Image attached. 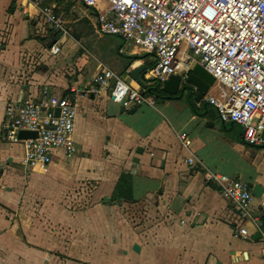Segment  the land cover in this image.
<instances>
[{"label":"crops","instance_id":"0c3cea01","mask_svg":"<svg viewBox=\"0 0 264 264\" xmlns=\"http://www.w3.org/2000/svg\"><path fill=\"white\" fill-rule=\"evenodd\" d=\"M48 4L65 30L49 28L27 0H0V264H263L258 231L205 173L261 185L251 210L264 221V143L245 141L241 127L197 105L194 85L133 108L104 90L72 93L75 155L53 151L46 170L20 163L22 144L2 140L9 105L41 99L44 89L80 91L103 68L139 89L131 71L154 60L95 31L97 12L81 0ZM242 225L250 239L234 235Z\"/></svg>","mask_w":264,"mask_h":264},{"label":"built area","instance_id":"2783aa9c","mask_svg":"<svg viewBox=\"0 0 264 264\" xmlns=\"http://www.w3.org/2000/svg\"><path fill=\"white\" fill-rule=\"evenodd\" d=\"M34 4L45 24L65 30L61 17H55L48 0H27ZM97 12V28L103 34L116 35L153 55V63L144 72L145 88L132 87L117 73L103 68L80 91L62 97L47 90L41 99H24L5 111L2 140L22 144L21 164L27 171L40 166L46 170L53 151L62 150L71 158L78 150L73 134L76 106L72 93L80 96L107 91L109 97L125 108L154 105L147 89L162 85L169 76L179 74L184 84L192 65L200 64L215 78L217 94H206L197 105L215 109L222 123L243 126L244 140L259 144L264 129V0H81ZM50 52H59L51 45ZM59 109L58 115L55 110ZM20 130L37 132V137L18 140ZM186 138V133L179 135ZM217 182L222 195L240 217L259 233L264 264V221L251 210L256 199L251 187L239 177L205 173ZM264 208V198L260 200ZM236 237L250 239L247 226L235 231Z\"/></svg>","mask_w":264,"mask_h":264},{"label":"water","instance_id":"95a60500","mask_svg":"<svg viewBox=\"0 0 264 264\" xmlns=\"http://www.w3.org/2000/svg\"><path fill=\"white\" fill-rule=\"evenodd\" d=\"M146 68L145 65L133 69L130 73V77L134 79L141 87H145V84L140 79V73ZM185 82L191 85H194L197 88V94L195 99L199 101L209 90L210 86L215 82V78L209 72H207L200 64L196 63L191 68ZM182 77L179 74H173L169 76L165 81H163L160 89L162 92L176 95L182 90ZM135 109H132L134 111ZM56 115L59 113V109L55 110ZM37 137L36 131L31 130H20L18 132L17 139H29ZM261 140L264 142V129L260 135ZM263 192V187L259 184H254L252 187V193L255 197L260 198Z\"/></svg>","mask_w":264,"mask_h":264},{"label":"trees","instance_id":"16d2710c","mask_svg":"<svg viewBox=\"0 0 264 264\" xmlns=\"http://www.w3.org/2000/svg\"><path fill=\"white\" fill-rule=\"evenodd\" d=\"M188 87L185 85L182 86V90L176 94V95H170V94H167V93H164L161 91L160 89V85L157 84V85H154L152 87H149L147 89V92L154 95L157 99L160 98V99H176V98H179L182 94V92L184 90H186ZM192 106L194 107V105L192 104Z\"/></svg>","mask_w":264,"mask_h":264},{"label":"rangeland","instance_id":"374dc122","mask_svg":"<svg viewBox=\"0 0 264 264\" xmlns=\"http://www.w3.org/2000/svg\"><path fill=\"white\" fill-rule=\"evenodd\" d=\"M88 29H89V31H90V29L91 28H89L88 26H86ZM95 31H97V29L98 28H93ZM99 31V30H98ZM100 32V31H99ZM101 33V32H100ZM101 35L102 36H112V37H116L117 39H119V41H121V42H124V40L121 38V37H119V36H116V35H110V34H103V33H101ZM211 92L213 93V94H217V89H216V85H215V82L213 83V85H211ZM140 89H143L142 87L140 88ZM147 92V91H146ZM147 94L148 95H152V94H150V93H148L147 92ZM153 96V98H154V101H155V99H157L154 95H152ZM228 126V128H230L231 127V125L233 126L234 125V128L235 129H238V128H240L241 127V129H242V131L244 130V128H243V126L242 125H240V124H236V123H226ZM264 143V142H263ZM23 168V167H22ZM27 214H29V215H32V213H30V212H27Z\"/></svg>","mask_w":264,"mask_h":264}]
</instances>
